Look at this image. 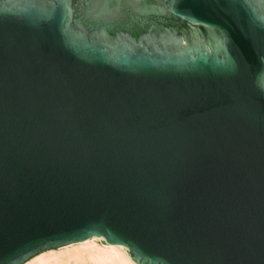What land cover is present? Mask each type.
<instances>
[{"label": "water", "instance_id": "water-1", "mask_svg": "<svg viewBox=\"0 0 264 264\" xmlns=\"http://www.w3.org/2000/svg\"><path fill=\"white\" fill-rule=\"evenodd\" d=\"M93 235L264 264V0H0V264Z\"/></svg>", "mask_w": 264, "mask_h": 264}, {"label": "bare ground", "instance_id": "bare-ground-1", "mask_svg": "<svg viewBox=\"0 0 264 264\" xmlns=\"http://www.w3.org/2000/svg\"><path fill=\"white\" fill-rule=\"evenodd\" d=\"M22 264H138L120 244L108 245L98 236L44 250Z\"/></svg>", "mask_w": 264, "mask_h": 264}]
</instances>
